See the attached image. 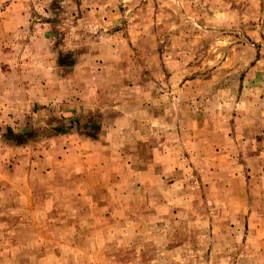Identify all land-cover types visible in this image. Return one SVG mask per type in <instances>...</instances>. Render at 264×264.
<instances>
[{
  "label": "rangeland",
  "instance_id": "374dc122",
  "mask_svg": "<svg viewBox=\"0 0 264 264\" xmlns=\"http://www.w3.org/2000/svg\"><path fill=\"white\" fill-rule=\"evenodd\" d=\"M0 264H264V0H0Z\"/></svg>",
  "mask_w": 264,
  "mask_h": 264
},
{
  "label": "crops",
  "instance_id": "0c3cea01",
  "mask_svg": "<svg viewBox=\"0 0 264 264\" xmlns=\"http://www.w3.org/2000/svg\"><path fill=\"white\" fill-rule=\"evenodd\" d=\"M16 3H17V2H13L12 4L9 5V7L7 8V9H9L8 12H10V13L13 14L14 11L18 10V11H16L15 14H16L17 16H19V18H22V19H21V22H24V21L28 20V18H27L28 12H27V13H23L24 11L22 10L23 7H25V6H22L21 3H18V4H16ZM24 14H25L26 16H24ZM20 34H22V33L20 32ZM12 35H13V34H12Z\"/></svg>",
  "mask_w": 264,
  "mask_h": 264
}]
</instances>
